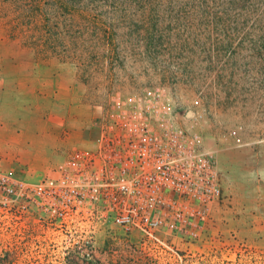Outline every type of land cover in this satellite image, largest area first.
Masks as SVG:
<instances>
[{"label":"rangeland","instance_id":"rangeland-1","mask_svg":"<svg viewBox=\"0 0 264 264\" xmlns=\"http://www.w3.org/2000/svg\"><path fill=\"white\" fill-rule=\"evenodd\" d=\"M156 85L202 114L219 170L198 237L142 247L101 223L88 258L76 235L0 223V264H264V0H0L2 170L40 182L60 166L48 142L61 156L73 127L92 135L116 97Z\"/></svg>","mask_w":264,"mask_h":264},{"label":"built area","instance_id":"built-area-1","mask_svg":"<svg viewBox=\"0 0 264 264\" xmlns=\"http://www.w3.org/2000/svg\"><path fill=\"white\" fill-rule=\"evenodd\" d=\"M202 118L161 85L116 97L52 175L33 184L0 168V223L76 235L88 258L101 223L138 233L142 247H171L162 232L198 237L222 196Z\"/></svg>","mask_w":264,"mask_h":264},{"label":"crops","instance_id":"crops-1","mask_svg":"<svg viewBox=\"0 0 264 264\" xmlns=\"http://www.w3.org/2000/svg\"><path fill=\"white\" fill-rule=\"evenodd\" d=\"M66 138L69 140V142L75 148L77 146L81 147L85 143H87L89 141V139H90V135L87 134V132H83V130L80 127L75 126V127H73L71 129L70 133L67 134ZM50 142H48V144H47L48 146H50L48 148L47 152H45L47 147L43 148V150H44V152H43L44 154L43 155H45V156L47 155L46 156V158H47L46 160L48 161V165H53V164H56V163H60L61 164L63 162V160H64V155H63V150L64 149L63 148L61 149V156H59L60 154L58 155V153H57L55 156L51 157L52 149H54V148L57 149L58 146L61 144V137L57 136L56 138H54L53 145ZM74 148H69V149L71 150V149H74Z\"/></svg>","mask_w":264,"mask_h":264}]
</instances>
